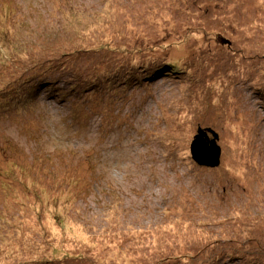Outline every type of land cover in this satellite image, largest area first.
<instances>
[{
    "label": "rangeland",
    "instance_id": "obj_1",
    "mask_svg": "<svg viewBox=\"0 0 264 264\" xmlns=\"http://www.w3.org/2000/svg\"><path fill=\"white\" fill-rule=\"evenodd\" d=\"M70 51L88 52L85 70L135 57L154 75L120 85L119 68L83 71L122 90L94 94L86 123L48 100L42 75L11 91L37 59ZM198 129L217 135V168L191 158ZM213 254L264 264V0H0V264Z\"/></svg>",
    "mask_w": 264,
    "mask_h": 264
},
{
    "label": "trees",
    "instance_id": "obj_2",
    "mask_svg": "<svg viewBox=\"0 0 264 264\" xmlns=\"http://www.w3.org/2000/svg\"><path fill=\"white\" fill-rule=\"evenodd\" d=\"M77 34V35H76ZM80 35L82 37H80ZM80 35L78 34V31L74 32L73 38L71 40L74 39H82L84 38V31L81 30ZM111 35V34H109ZM103 37L99 35V38ZM87 40L91 39L90 37L86 38ZM75 51V50H74ZM88 52H78V53H73V52H62L57 56V58H54L56 60L52 59H37L35 62L32 63V65L28 68V72L31 74L30 78H26V79H22L19 78V80H16L12 85H11V91L15 90V89H19L21 87L24 86L23 90H28V89H32L34 85L38 84V78L40 75L44 76V82L41 83L42 86H44V88H47V91H50L49 96L47 97L48 100H55L58 101L60 104H65L66 108H68V112H67V117L68 118H72L74 119V116L76 118H78L79 121L78 123H86L85 121V117L83 116V114H86V117H90V119L92 118V114L90 112V105L92 103V98L94 94H97L95 98V102H97L99 104V101H97V99L100 98H104V103H111L113 99H115V95L118 96V94H121L122 90L119 89V87L116 86V84H113L111 79H98L96 77H93L90 74L84 73V75L87 76H92V80H86V79H82V73L83 71H86L89 73V71H98V70H104L102 74H112V76H115V70L117 68H119L116 77L118 76L119 79L118 83H120V85H125L127 79H132L133 80V84L135 85V82L139 81H145L144 83H147L154 74H152V72H149L148 74H146L145 76H142L140 74H142L143 72H145V68H140V64L138 63V61L136 60L135 57H130L127 61H123V62H119L118 64H111V66H108L110 63L108 62H102L101 66H104V68H93V69H89V70H85L86 67L81 66L82 64L79 61H75L78 57L80 56H85ZM47 55V54H44ZM43 55V56H44ZM71 57H73L72 59H70ZM143 61V60H142ZM130 64V65H129ZM117 65V66H116ZM169 69H173L171 70H164L163 68H159L161 71V75L162 76H166L170 73H173L174 70L176 69V67H178V63L177 62H172V64H168ZM58 67V74H52V69L48 70L51 67ZM126 68L125 70L122 68ZM63 70V71H62ZM68 71L66 73H64L65 71ZM120 70H123L122 75L124 74V76L119 77V72ZM151 70V69H150ZM63 73H62V72ZM76 71V72H73ZM105 72V73H104ZM142 72V73H141ZM165 72V74H163ZM27 73V72H26ZM24 73V74H26ZM22 74V75H24ZM66 74H68L69 76L67 78H65ZM78 75V78L75 77V75ZM129 75V76H128ZM171 76V74H170ZM115 77V78H116ZM130 77V78H129ZM65 78V79H64ZM95 85V86H92ZM99 85H101V88H99ZM28 87V88H27ZM86 88V89H85ZM109 94V96H107ZM19 96V95H17ZM92 97V98H91ZM2 98V95H1ZM11 99L14 100V104L18 105V104H22L19 103L20 101H17V98H13L11 95ZM35 98H29L26 103H30L32 104V100ZM101 99V100H102ZM71 107L75 108V111H70ZM237 249L241 248L242 246H235ZM256 250V249H255ZM263 250V249H262ZM228 260L233 259H237L242 257L240 254H237L236 252H234L232 250V252L228 253ZM248 258L251 261H255V259H253L249 254H248ZM79 262V260H77ZM216 261H219V256L213 254L212 259H210V261H207V263L205 264H215ZM257 261H261L264 262V259H257ZM68 261H64L61 263V261L57 260H44V259H39L31 264H67ZM81 263V262H80ZM79 264V263H78Z\"/></svg>",
    "mask_w": 264,
    "mask_h": 264
},
{
    "label": "water",
    "instance_id": "obj_3",
    "mask_svg": "<svg viewBox=\"0 0 264 264\" xmlns=\"http://www.w3.org/2000/svg\"><path fill=\"white\" fill-rule=\"evenodd\" d=\"M212 134V140L209 134ZM217 135L210 129H198L190 145V155L193 162L204 168H217L220 164V148L216 145Z\"/></svg>",
    "mask_w": 264,
    "mask_h": 264
},
{
    "label": "bare ground",
    "instance_id": "obj_4",
    "mask_svg": "<svg viewBox=\"0 0 264 264\" xmlns=\"http://www.w3.org/2000/svg\"><path fill=\"white\" fill-rule=\"evenodd\" d=\"M30 204H32V203H30Z\"/></svg>",
    "mask_w": 264,
    "mask_h": 264
}]
</instances>
